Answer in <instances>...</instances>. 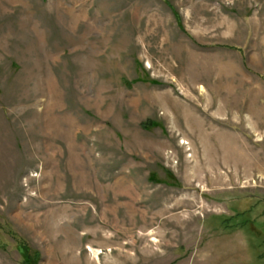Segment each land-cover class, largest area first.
Wrapping results in <instances>:
<instances>
[{
    "label": "rangeland",
    "instance_id": "1",
    "mask_svg": "<svg viewBox=\"0 0 264 264\" xmlns=\"http://www.w3.org/2000/svg\"><path fill=\"white\" fill-rule=\"evenodd\" d=\"M22 243L264 264V0H0V264Z\"/></svg>",
    "mask_w": 264,
    "mask_h": 264
},
{
    "label": "trees",
    "instance_id": "2",
    "mask_svg": "<svg viewBox=\"0 0 264 264\" xmlns=\"http://www.w3.org/2000/svg\"><path fill=\"white\" fill-rule=\"evenodd\" d=\"M176 14L177 13L175 11V15ZM176 18L180 19L178 14L176 15ZM233 47H236V46H233ZM16 247L18 248L21 254L20 264H37L38 255L36 252H33L26 244L23 245V243L16 245Z\"/></svg>",
    "mask_w": 264,
    "mask_h": 264
}]
</instances>
